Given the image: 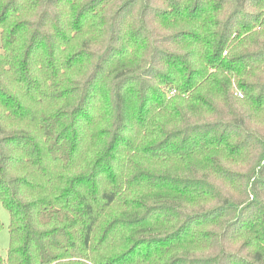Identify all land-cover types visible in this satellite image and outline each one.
<instances>
[{
  "label": "trees",
  "instance_id": "obj_1",
  "mask_svg": "<svg viewBox=\"0 0 264 264\" xmlns=\"http://www.w3.org/2000/svg\"><path fill=\"white\" fill-rule=\"evenodd\" d=\"M0 203V264H264V0H0Z\"/></svg>",
  "mask_w": 264,
  "mask_h": 264
},
{
  "label": "rangeland",
  "instance_id": "obj_2",
  "mask_svg": "<svg viewBox=\"0 0 264 264\" xmlns=\"http://www.w3.org/2000/svg\"><path fill=\"white\" fill-rule=\"evenodd\" d=\"M238 92L236 89H234ZM9 214L7 210L0 203V254L6 257L7 249L9 246Z\"/></svg>",
  "mask_w": 264,
  "mask_h": 264
},
{
  "label": "built area",
  "instance_id": "obj_3",
  "mask_svg": "<svg viewBox=\"0 0 264 264\" xmlns=\"http://www.w3.org/2000/svg\"><path fill=\"white\" fill-rule=\"evenodd\" d=\"M235 94L238 95V96H241V94L239 92H235Z\"/></svg>",
  "mask_w": 264,
  "mask_h": 264
}]
</instances>
